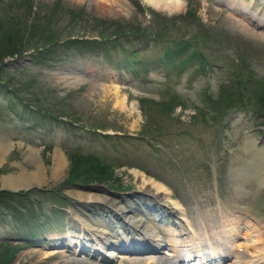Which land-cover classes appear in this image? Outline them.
<instances>
[{
    "label": "rangeland",
    "instance_id": "rangeland-1",
    "mask_svg": "<svg viewBox=\"0 0 264 264\" xmlns=\"http://www.w3.org/2000/svg\"><path fill=\"white\" fill-rule=\"evenodd\" d=\"M100 1L0 0V38L12 41L2 48L16 44L25 51L7 56L0 67V139L13 145L0 165V189L2 177L17 175L20 166L35 171L32 148L46 168L45 183L16 193L26 194L31 215L17 220L0 210V252L6 245L16 248L11 264H149L173 262L176 253L183 258L175 264H203L193 252L198 247L206 254L216 235L250 244L256 233L246 240L230 234L238 224L259 230L256 240L264 242V166L253 150V144L264 147L259 139L264 106L249 95L264 83V41L229 28L223 14L211 16L203 0H183L179 13L156 10L143 0ZM245 1L264 14V0ZM120 30L123 35L114 38ZM46 37L54 39V53L32 59ZM101 38L108 50L66 43ZM175 42L185 48L179 51ZM57 150L66 165L52 177ZM75 157L84 166L93 159L111 178L68 182ZM134 171L167 190L183 226L164 221L158 210L160 247L142 252L135 250L140 246L124 247L114 255L124 254L126 261L108 259L117 230L109 231L101 247L74 225L71 210H80L82 202L71 194L78 188L69 186L132 200L137 212L157 211L154 203L135 199ZM92 205L97 206L90 211L103 213L101 204ZM31 216L39 220L36 227ZM234 245L222 246L227 252L222 264L245 253ZM258 251L264 252V244Z\"/></svg>",
    "mask_w": 264,
    "mask_h": 264
},
{
    "label": "bare ground",
    "instance_id": "bare-ground-1",
    "mask_svg": "<svg viewBox=\"0 0 264 264\" xmlns=\"http://www.w3.org/2000/svg\"><path fill=\"white\" fill-rule=\"evenodd\" d=\"M100 2H102V0ZM143 2L150 5L151 7H154L156 10L166 11L167 13H179L184 5L183 0H143ZM203 2L205 4L206 11L211 16L214 15L215 17L216 13L223 14V19L226 24H228L227 26L229 28L235 30L240 29V31H242L243 34L248 38H257L258 41L259 39L264 41V14L261 10L259 11V8L255 6V3H247L245 0H203ZM11 144L12 143L9 140L0 139V165L2 162L4 163L7 155L9 154L8 152L13 147ZM253 147L257 160L261 163L260 165L264 166V147L258 146L256 144H253ZM30 150L32 162L36 166L35 171L28 172L24 167L19 165L20 172L17 173V175H8L2 177V188L10 191H18L20 189L24 190L25 188L27 189L34 186H40L42 183H45L46 168L43 165L40 156L36 155V150L33 148ZM54 154L52 177H57L58 174H61L65 168V156L59 150H57ZM132 174L137 181L138 194L135 199H145L147 201L153 202L157 206V211L152 210L148 212L145 209L144 212H137L134 208L135 203H133L132 200L121 202L116 198L114 199L112 197L101 196L97 193L98 190L91 187H87L86 189L77 187L78 189L71 190V194H73L78 200L82 202L80 210H71V221H73L74 225L82 228V232L86 231L85 233H87V236L89 235L94 240H97L101 247H104L108 243V237H110L109 231L112 230L116 232L117 230L118 236L115 240V244L112 245L113 249L105 253V257L108 259H111L113 256L121 259L122 261H126L127 257L124 256V254L118 255V257L117 255H114V251L124 247L128 248L132 246H140V248L135 249L140 252L144 250H150L152 247H160L161 243L164 242L163 237L160 236L161 232L156 228L157 225L155 223V220L160 216V214L157 213L158 210H162V217L164 221H171V223L179 230H181V227L183 226L184 219L182 217L180 218L179 216L180 210L178 206L173 203V201L170 202L167 199V190H165L160 184L151 181V179H147L140 171H134ZM239 193L241 194V197L245 195L244 191H240ZM94 203L101 204L99 210H101L103 213H99L97 209H94V213L89 210L90 207L94 208L97 206H93L92 204ZM124 225L131 227L132 231L129 230V233L126 232V234L125 231L122 230L124 229ZM244 227L245 228H241L238 224L234 228L230 229V234L233 236L236 233H239L242 236L240 239L242 238L246 240L252 238L251 234L253 232L256 233V236H253L254 239L250 240V244L246 245L245 243H234V240L226 242L225 237H220L219 239V235H216L214 238V245L210 246L207 244L209 250H207L206 254L204 252H200L198 247L197 249L194 247L195 251L193 253H196L195 256L199 257V260H201L203 264H222L221 260L227 256V252L223 250L222 246L230 243L231 245L235 244L234 249L243 248V250H246H241L242 252H245L244 254H241V252L236 253L235 260L232 264H264V252L261 253L258 251L259 246L263 245L264 242L256 240L259 230L250 231V227H248L249 229L246 226ZM166 232L167 231L163 233ZM176 232L174 233L172 231L170 233H172V236H179V233ZM138 234L145 236V238H147L149 242H152V244L147 245L149 243L146 244L142 242V240H138V237H140ZM78 243L79 242L77 241L76 244ZM176 243L183 246L192 245L189 244L191 242L187 240L176 241ZM177 244L172 246V249L175 250L174 252L177 251ZM231 251L233 253V250ZM186 253H188L187 258L190 257L189 252L186 251ZM174 258L175 260L173 262L156 260L151 261L149 264H175V262L180 261L183 257L176 253ZM128 264H131V261L128 262Z\"/></svg>",
    "mask_w": 264,
    "mask_h": 264
},
{
    "label": "trees",
    "instance_id": "trees-1",
    "mask_svg": "<svg viewBox=\"0 0 264 264\" xmlns=\"http://www.w3.org/2000/svg\"><path fill=\"white\" fill-rule=\"evenodd\" d=\"M123 30L120 31H114V38L117 36L118 38L121 37L123 35ZM4 36H1L0 38V67L3 66V61L7 56L11 57V56H22V54H24V50L22 48H19L18 46L15 48L14 45L16 44H12V45H6L3 46L2 45L6 42V40H8L9 42L10 39L7 37L5 38ZM24 40V39H23ZM53 38L50 37H46L45 39V43L46 45L43 46H38L35 47V54L32 55V59L35 60H44L45 57H48L49 55H51V53H54V48L55 47V42H53ZM53 42V44L51 43ZM57 42V41H56ZM66 43H71L72 46L77 47L78 44L82 43L84 46L88 47V46H93V45H97V46H103L104 50H108L107 47L104 44V39L101 38V40L99 41H95L93 39L90 40H76V39H69L68 42ZM177 43V42H175ZM23 42L21 41V45L23 46ZM176 48H179L182 50V48H185V45H181V44H176ZM78 48V47H77ZM90 48V47H89ZM16 49V50H14ZM21 49V50H19ZM1 80V77H0ZM2 85V84H0ZM240 95L242 94L239 93ZM251 95L254 98V101H258L261 105L264 106V83L261 82V86L257 89H255L253 92H251ZM231 99L225 98H219L217 101H229L231 102ZM216 102V101H215ZM219 106V103H215ZM75 160H71V168L68 172L69 176H68V182H78V184H87V183H101L104 180H108V178H111L112 173L109 172V170H106V168H103L102 166H99L98 162H94L93 159H90V163L86 162V165L84 166L85 163H83L80 160H76L78 159L77 157L74 158ZM83 160V159H82ZM98 184V183H97ZM28 197H26V194H10V193H6L5 191H0V210L4 211L6 210V212H8L13 219H17V220H21V217L23 216V218L25 216L31 215L32 213V209L30 208V205L28 204ZM27 205H29V207H27ZM33 218H35V216H31ZM38 218H35V220L33 221V227H36L37 222H38ZM16 253V248L14 246H8L6 245V248H4L1 252H0V264H11V261L13 260V256Z\"/></svg>",
    "mask_w": 264,
    "mask_h": 264
},
{
    "label": "water",
    "instance_id": "water-1",
    "mask_svg": "<svg viewBox=\"0 0 264 264\" xmlns=\"http://www.w3.org/2000/svg\"><path fill=\"white\" fill-rule=\"evenodd\" d=\"M261 140H262V139H261ZM69 187H75V188L79 187V188H82V189H86V188L89 187V186H85V187H83V186H79L78 184H76V185H72V186H69ZM32 188H34V187H30V188H27V189L25 188L24 191H28V190H30V189H32ZM3 190H5V191L8 192V193H12V194L18 192V191H16V190H13V191L6 190L5 188H1V189H0V191H3Z\"/></svg>",
    "mask_w": 264,
    "mask_h": 264
}]
</instances>
